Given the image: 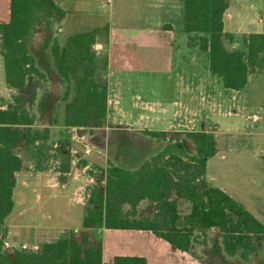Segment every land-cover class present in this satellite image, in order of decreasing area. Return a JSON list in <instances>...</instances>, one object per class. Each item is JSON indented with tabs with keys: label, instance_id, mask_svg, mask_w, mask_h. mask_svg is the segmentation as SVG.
Returning <instances> with one entry per match:
<instances>
[{
	"label": "crops",
	"instance_id": "crops-1",
	"mask_svg": "<svg viewBox=\"0 0 264 264\" xmlns=\"http://www.w3.org/2000/svg\"><path fill=\"white\" fill-rule=\"evenodd\" d=\"M54 1L66 16L59 24L61 34L46 41L48 47L55 40L62 43L78 33L100 31L94 49L99 59V79L108 84L106 125L93 132L65 127L63 107L60 123L52 125L48 104L50 99L61 98L64 81L54 69L49 48L44 51L49 63L45 68L39 61L43 52L38 56L32 51L39 72L47 79L41 86L48 91L36 99L35 105L32 97L39 96L35 89L28 109L36 115L35 127L42 133L49 130L34 144L51 140L54 147L47 151L61 160L51 165L46 149L36 152L27 147L23 153L17 151L25 168L16 173L15 207L6 219L3 241L18 249L25 244L40 247L57 242L69 231H80L82 224L67 227L57 221L60 217L70 219L75 209H83V214L76 213L83 223L91 190L99 186L96 173L106 183L110 165L129 167L132 160L149 157L153 148L152 155H156L162 149L160 145L169 141V136L155 139L144 131L174 132L181 139L187 131L212 132L217 152L207 162V182L225 191L264 224V72L251 76L247 87L236 91L217 81L208 65L185 67V51L177 43L185 34V0ZM262 5L263 0H230L225 31L232 35L238 49L242 46L240 35L264 34V27L258 28L250 20V13ZM10 16L11 0H0V24L9 23ZM195 53L204 55L198 49ZM1 61L0 72L4 71ZM150 84L151 95L145 93ZM5 88L0 92L7 97L17 93L7 84ZM12 102L0 99V107ZM193 103L198 106L196 113L190 110ZM116 121L118 125L113 123ZM86 145L92 149L90 155L85 154ZM113 146L120 151L115 158L111 156ZM93 234L102 240L104 263H112L116 256H138L146 258L148 264H204L151 231L101 229ZM209 240L213 246L204 247V252L210 253L211 260L203 256L207 264H264L262 244L259 252L244 262L239 256L226 254L216 229L208 231V244Z\"/></svg>",
	"mask_w": 264,
	"mask_h": 264
},
{
	"label": "trees",
	"instance_id": "trees-1",
	"mask_svg": "<svg viewBox=\"0 0 264 264\" xmlns=\"http://www.w3.org/2000/svg\"><path fill=\"white\" fill-rule=\"evenodd\" d=\"M229 7L230 0H185L182 32L189 36L191 48L208 55L209 70L223 86L240 91L251 76L264 72V34L243 36L241 49L229 47L234 42L225 31ZM65 16L54 0H11L10 21L0 24L5 82L18 93L12 103L0 108V264H148L138 256H116L112 263H104L102 240L93 234L101 229L151 231L204 264L196 250L207 246L208 231L216 229L226 254L249 262L259 252V245H264V224L207 182V162L217 149L214 134L205 131H187L184 139H174L167 132L144 131L155 139L169 136V141L156 155L134 167L110 165L105 186L91 190L80 231L43 243L37 251L4 249L6 219L15 207L16 173L25 168L17 149L22 144L29 147L49 133L35 127L36 115L28 109L37 87L30 85L29 78H45L31 51V39L40 28L59 26ZM99 32L78 33L64 44L55 40L51 45L54 69L65 86L61 98L65 127L93 132L106 125L108 84L99 79L94 49ZM60 107L50 111L52 125L60 123ZM144 202L154 205L152 217L140 215ZM185 203L190 211L182 215L180 207Z\"/></svg>",
	"mask_w": 264,
	"mask_h": 264
},
{
	"label": "rangeland",
	"instance_id": "rangeland-1",
	"mask_svg": "<svg viewBox=\"0 0 264 264\" xmlns=\"http://www.w3.org/2000/svg\"><path fill=\"white\" fill-rule=\"evenodd\" d=\"M250 20L253 22V25L254 26H257L258 28H262V27H264V23H260L259 22V19H262V20H264V5H262V7H261V9L260 8H256V9H254L251 13H250ZM42 27H43V25H42ZM46 29L45 28H40L36 33H35V35L32 37V39H31V51H33L34 53H36L38 56H40V55H42V52H43V54H44V56H41V57H39V61L40 62H42V63H40V64H42V66H43V68H45V67H48L49 66V63H48V58L46 57V53H44V51L46 50V49H51V45L52 44H49V47H48V44H46V41H48V38L49 39H51L50 37L52 36V35H57V34H61L60 32H59V26H54L51 30H48L47 29V31H49V32H47L46 34L44 33V31H45ZM51 34V35H50ZM188 35L187 34H183V37H180V38H178V45H179V47H181V49H184V51H185V53L183 54L184 56H185V60H184V64H185V67L186 66H191V65H199V66H203L204 64H205V66H207L208 65V55H202L201 57L200 56H198L196 53H195V51H197V49L196 48H189L188 46H189V38H188V44H187V39H186V37H187ZM60 38H62V36H60ZM242 38L243 37H241V35H240V41L242 40ZM65 42V41H64ZM64 42H62L61 44H64ZM188 45V46H187ZM229 47H232V48H238V46L236 45V43H229ZM239 48L241 49L242 48V46L241 45H239ZM189 49H191V50H189ZM183 51V50H182ZM183 51V52H184ZM1 56V55H0ZM180 56V55H179ZM188 59V60H187ZM1 61V60H0ZM3 61V60H2ZM1 61V65L3 66V62ZM177 62V61H176ZM48 69V68H47ZM46 69V70H47ZM49 73L50 72H52V70H47ZM5 74H4V71L3 70H1V72H0V88H1V90L3 89V91L4 90H6V83H5V76H4ZM216 79H217V81H219L220 83L222 82V80L218 77V76H214ZM38 79V80H37ZM46 80L47 79H41V78H39V77H36V76H32L31 78H30V85L32 86V87H35V86H37V87H35L36 88V90H38L37 92H39L38 93V95L39 96H33L32 97V99L34 98V104L36 103V99L38 98V100H40V97H44V92H46V91H48V89H45V91H44V88L41 86V85H43L42 83L43 82H46ZM223 85V84H222ZM151 87H152V85L150 84L149 86H146V91H145V93L146 94H150L151 95ZM33 89V88H32ZM64 91H65V86H64V90H63V92H62V96H61V98L63 97V94H64ZM1 93H3V95L1 94ZM48 93V92H47ZM5 94V92H0V99H4V101H7V100H14V97H15V95H18V93H16V94H13V93H9L10 94V96L9 97H7L6 95H4ZM36 94V93H35ZM2 95V96H1ZM43 95V96H42ZM2 97H4V98H2ZM147 97V96H146ZM61 98L58 100H56L55 98H53V99H50L51 100V102H49V107H50V110L49 109H47V111H52L53 110V108H55L56 106H61L60 108V110L62 111V107L64 108V103L61 101ZM149 98V97H148ZM42 99V98H41ZM37 100V101H38ZM36 105V104H35ZM143 106H146V104L145 105H143ZM46 110V109H45ZM190 110L192 111V113H196L197 111H198V106L195 104V103H193V104H191L190 105ZM53 112V111H52ZM115 125H118V121H116V122H113ZM153 126V125H152ZM77 131L79 132H90V130H81V129H77ZM180 133V132H179ZM177 133H174V132H170V137H173L174 139H181V138H183V137H178L177 135H176ZM176 135V136H175ZM181 135H182V133H181ZM23 145V144H22ZM20 146V147H18V149H17V151H19V152H21L22 151V153H23V151H25V149H27V147H24V146ZM166 145V143H162L161 145H160V147H164ZM29 147H31L32 149H33V151H36L37 152V150H45L46 149V152H45V154H47V158L49 159V163L51 164V165H53L54 164V162L56 161V160H61V159H59V158H57L56 157V154L55 153H52L51 151L48 153V151L47 150H50L51 149V147H54V144L52 143V141L50 140V141H48V142H44V141H38V144H32V145H30ZM154 147V146H153ZM152 147V148H153ZM154 149L155 148H153L152 150H153V152H154ZM161 149V148H160ZM114 151H116V153L114 152ZM118 152H120L119 151V149L117 148V147H115V146H113V149H112V152H111V156H112V158H115L114 156L115 155H117V153ZM152 152V153H153ZM192 152H194V151H192ZM152 153H150V155H148L149 157H144V158H142V160H138V161H136V160H132L130 163H128V165L127 166H129V167H133L134 165H138V164H140L141 162H143V161H145V160H147V159H149V158H151L153 155H152ZM144 156H147L146 154L144 155ZM48 165V164H47ZM98 176H97V181H98V185L100 186V187H103L104 186V184L105 183H103V180H104V177L102 176V175H100V174H98V173H96ZM75 211V215H72V216H70L69 218L70 219H68V218H66V219H62V217H60V218H58V221L57 222H61V224H65L64 226H67V227H78V226H81V221H82V216H81V218L79 219L78 217H77V215H76V213H78V212H82V214H83V209H75L74 210ZM139 211H140V215L141 216H144V215H146V216H153L154 215V213H155V207H154V205H152L151 203H149V202H144V203H142L141 204V206H140V208H139ZM190 211V205L188 204V203H185V204H182L181 205V207H180V212H181V214L182 215H185V214H187L188 212ZM76 216V217H75ZM213 246V244H211L210 243V240H209V244L207 245V249L208 248H210V247H212ZM204 249L205 248H203V247H199V248H197V253H199V254H201L202 256H204L208 261H210L211 259H210V253H206V252H204Z\"/></svg>",
	"mask_w": 264,
	"mask_h": 264
},
{
	"label": "built area",
	"instance_id": "built-area-1",
	"mask_svg": "<svg viewBox=\"0 0 264 264\" xmlns=\"http://www.w3.org/2000/svg\"><path fill=\"white\" fill-rule=\"evenodd\" d=\"M0 108H2V107H0ZM75 129H77V128H75ZM91 153H92V149H90L89 145H86L85 146V154L90 155ZM3 247H4V249H10V248H12V245L9 243V241H4ZM21 249L29 250V251H37L40 249V247L38 245L29 246V245L25 244V245L21 246Z\"/></svg>",
	"mask_w": 264,
	"mask_h": 264
}]
</instances>
